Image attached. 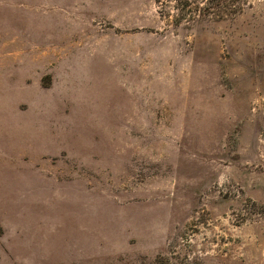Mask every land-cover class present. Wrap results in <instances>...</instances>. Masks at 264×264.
Segmentation results:
<instances>
[{"label":"rangeland","instance_id":"rangeland-1","mask_svg":"<svg viewBox=\"0 0 264 264\" xmlns=\"http://www.w3.org/2000/svg\"><path fill=\"white\" fill-rule=\"evenodd\" d=\"M225 2L0 0V264H264V0Z\"/></svg>","mask_w":264,"mask_h":264},{"label":"trees","instance_id":"trees-1","mask_svg":"<svg viewBox=\"0 0 264 264\" xmlns=\"http://www.w3.org/2000/svg\"><path fill=\"white\" fill-rule=\"evenodd\" d=\"M236 1H239V0H236ZM156 2H159V0H156ZM223 2L226 4V6H227V3L225 2V0H223ZM217 4H219V1H218V3ZM185 5H187L188 6V4L186 3Z\"/></svg>","mask_w":264,"mask_h":264}]
</instances>
